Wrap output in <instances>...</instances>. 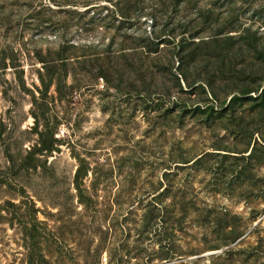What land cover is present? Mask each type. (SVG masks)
Returning <instances> with one entry per match:
<instances>
[{
    "label": "rangeland",
    "instance_id": "rangeland-1",
    "mask_svg": "<svg viewBox=\"0 0 264 264\" xmlns=\"http://www.w3.org/2000/svg\"><path fill=\"white\" fill-rule=\"evenodd\" d=\"M0 264H264V0H0Z\"/></svg>",
    "mask_w": 264,
    "mask_h": 264
},
{
    "label": "trees",
    "instance_id": "trees-1",
    "mask_svg": "<svg viewBox=\"0 0 264 264\" xmlns=\"http://www.w3.org/2000/svg\"><path fill=\"white\" fill-rule=\"evenodd\" d=\"M150 15H151V17H153V19H154V21H153V23H154V27L156 28L157 26H158V17H159V10H158V6H156V8L155 7H153L152 8V10L150 11ZM195 31H196V28H192V29H190V30H188L187 32H185L186 33V35L189 37V38H194V33H195ZM166 38V37H165ZM170 39H172V38H168V39H162L161 37H158L156 34H151V36H150V38H149V42H150V46H148V47H144V52L146 53V54H148V55H158L159 53H160V48H161V46H163V45H166L167 43H168V41H170ZM171 41H173L174 42V39H172ZM184 41H186V40H184ZM181 42H183V40H181L180 42H179V44H178V46H177V49H178V51H180V52H182V51H184V46L182 45V43ZM147 56V55H146ZM45 71H46V73H47V75L49 74V72H48V69L46 70L45 69ZM43 84H44V80H43ZM47 92V89H45V91L44 92H41V96H43V99L42 100H45L44 98H46L47 96L45 95V94H47L46 93ZM251 93V92H250ZM250 93H248V95L250 94ZM46 96V97H45ZM82 170H83V168L82 167H80L79 168V170H78V172H77V177H76V180H78V179H80L81 177H82ZM156 208L154 207L153 208V210H151L150 211V215H149V222H150V220H158L159 219V215L158 214H156ZM168 213V212H167ZM167 217V214L165 215V216H163V220L165 219ZM164 225H168L166 222H165V224ZM168 229H169V227H166V229H165V231L167 232V234H169L168 233Z\"/></svg>",
    "mask_w": 264,
    "mask_h": 264
}]
</instances>
